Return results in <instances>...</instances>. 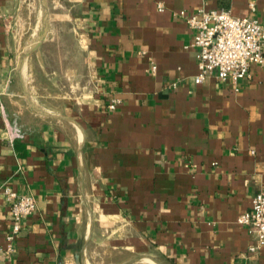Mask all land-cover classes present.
<instances>
[{
    "label": "crops",
    "instance_id": "crops-1",
    "mask_svg": "<svg viewBox=\"0 0 264 264\" xmlns=\"http://www.w3.org/2000/svg\"><path fill=\"white\" fill-rule=\"evenodd\" d=\"M46 3L24 59L41 0H0V264H264L238 222L264 194V67L195 84L182 15L264 23V0ZM38 71L77 95L41 93ZM6 186L38 204L13 243Z\"/></svg>",
    "mask_w": 264,
    "mask_h": 264
},
{
    "label": "built area",
    "instance_id": "built-area-1",
    "mask_svg": "<svg viewBox=\"0 0 264 264\" xmlns=\"http://www.w3.org/2000/svg\"><path fill=\"white\" fill-rule=\"evenodd\" d=\"M182 15L195 31L192 47L197 49L199 70L195 84L204 83L216 73L219 80L236 87L250 77L252 65L264 67V23L234 17L228 9H203L192 16ZM110 108L114 109L115 105ZM3 195L10 205L11 230L7 240L13 243L22 231L24 220L36 213L38 204L34 196L19 194L8 186L3 188ZM238 222L252 227L257 237L249 251L259 252L264 247V194L253 198L251 211L241 215Z\"/></svg>",
    "mask_w": 264,
    "mask_h": 264
},
{
    "label": "rangeland",
    "instance_id": "rangeland-1",
    "mask_svg": "<svg viewBox=\"0 0 264 264\" xmlns=\"http://www.w3.org/2000/svg\"><path fill=\"white\" fill-rule=\"evenodd\" d=\"M41 24L40 25L42 27L40 28V30L42 29V31H43V29H44L43 21H42ZM51 31H52V28H51V22H50V19H49V34H48V36L50 35V32ZM57 44H59V48L57 49L58 51L56 53H54V48L53 49H52V47L49 48V50H47V52H45V57H44L43 60H47L51 64H55V63L57 64L58 61L60 59H62V56L63 57L66 56V53H65L66 47L69 48V46H70V40H69V38L64 37V38L60 39ZM48 51H49V53H48ZM37 76H38V79L42 83L41 93H43V94H47L48 93V94H51V95H55V94L63 93V94H68V95H70L72 97H74V96L77 95V92L78 91H76V89L74 87H72V86L65 85V86H59V87H55L54 86L53 87V86H50V85H47L46 84V78H45V76L42 73H40L39 71L37 73Z\"/></svg>",
    "mask_w": 264,
    "mask_h": 264
},
{
    "label": "water",
    "instance_id": "water-1",
    "mask_svg": "<svg viewBox=\"0 0 264 264\" xmlns=\"http://www.w3.org/2000/svg\"><path fill=\"white\" fill-rule=\"evenodd\" d=\"M41 6H42V15H43V24H44L42 38L38 43H36V45H34L30 49V51L25 55L24 59L28 56V54H30V52L38 49L40 45L47 39V36L49 34V10L46 0H41Z\"/></svg>",
    "mask_w": 264,
    "mask_h": 264
},
{
    "label": "bare ground",
    "instance_id": "bare-ground-1",
    "mask_svg": "<svg viewBox=\"0 0 264 264\" xmlns=\"http://www.w3.org/2000/svg\"><path fill=\"white\" fill-rule=\"evenodd\" d=\"M37 35V34H36ZM25 63V62H24Z\"/></svg>",
    "mask_w": 264,
    "mask_h": 264
}]
</instances>
